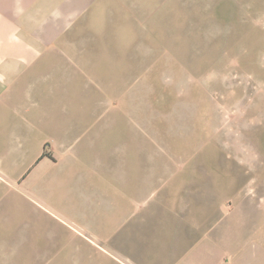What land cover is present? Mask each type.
<instances>
[{
  "label": "crops",
  "instance_id": "obj_1",
  "mask_svg": "<svg viewBox=\"0 0 264 264\" xmlns=\"http://www.w3.org/2000/svg\"><path fill=\"white\" fill-rule=\"evenodd\" d=\"M92 7L0 0V224L13 235L0 237V264H216L221 248L183 225L166 149L152 161L134 118L119 136L116 99L98 113V52L56 46ZM9 195L36 208L5 209Z\"/></svg>",
  "mask_w": 264,
  "mask_h": 264
},
{
  "label": "rangeland",
  "instance_id": "obj_2",
  "mask_svg": "<svg viewBox=\"0 0 264 264\" xmlns=\"http://www.w3.org/2000/svg\"><path fill=\"white\" fill-rule=\"evenodd\" d=\"M87 15L56 46L98 52V113L116 99L119 136L134 118L152 161L166 149L183 225L221 248L216 264H264V0H98Z\"/></svg>",
  "mask_w": 264,
  "mask_h": 264
},
{
  "label": "trees",
  "instance_id": "obj_3",
  "mask_svg": "<svg viewBox=\"0 0 264 264\" xmlns=\"http://www.w3.org/2000/svg\"><path fill=\"white\" fill-rule=\"evenodd\" d=\"M45 155V153H43Z\"/></svg>",
  "mask_w": 264,
  "mask_h": 264
}]
</instances>
